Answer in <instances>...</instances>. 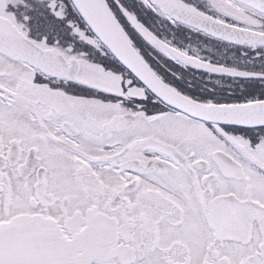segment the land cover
I'll return each mask as SVG.
<instances>
[{"label": "snow or ice", "instance_id": "1", "mask_svg": "<svg viewBox=\"0 0 264 264\" xmlns=\"http://www.w3.org/2000/svg\"><path fill=\"white\" fill-rule=\"evenodd\" d=\"M0 264H264V0H0Z\"/></svg>", "mask_w": 264, "mask_h": 264}]
</instances>
